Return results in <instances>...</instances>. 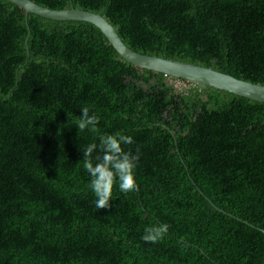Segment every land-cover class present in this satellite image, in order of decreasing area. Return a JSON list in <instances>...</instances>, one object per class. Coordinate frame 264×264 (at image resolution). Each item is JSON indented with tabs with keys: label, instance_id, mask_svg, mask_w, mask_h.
Listing matches in <instances>:
<instances>
[{
	"label": "trees",
	"instance_id": "16d2710c",
	"mask_svg": "<svg viewBox=\"0 0 264 264\" xmlns=\"http://www.w3.org/2000/svg\"><path fill=\"white\" fill-rule=\"evenodd\" d=\"M31 1L101 14L137 53L264 86V0ZM175 81L92 24L0 0V264H264V104ZM83 107L98 132L79 133ZM117 132L134 140L122 147L139 156V191L117 184L97 209L83 151ZM164 223L163 240H142Z\"/></svg>",
	"mask_w": 264,
	"mask_h": 264
},
{
	"label": "water",
	"instance_id": "95a60500",
	"mask_svg": "<svg viewBox=\"0 0 264 264\" xmlns=\"http://www.w3.org/2000/svg\"><path fill=\"white\" fill-rule=\"evenodd\" d=\"M5 1L23 9L26 16L28 14H35L49 20L85 22L92 24L106 37L109 44L121 59L138 69L152 71L154 73L162 74L165 77L186 81L195 86L213 88L218 91L231 93L235 96L264 104L263 85L239 80L231 75L218 72L211 68L162 57L143 55L133 51L123 42L115 28L101 14H95L93 12L75 8L67 10H51L42 7L31 0Z\"/></svg>",
	"mask_w": 264,
	"mask_h": 264
},
{
	"label": "clouds",
	"instance_id": "9594fccd",
	"mask_svg": "<svg viewBox=\"0 0 264 264\" xmlns=\"http://www.w3.org/2000/svg\"><path fill=\"white\" fill-rule=\"evenodd\" d=\"M190 85L192 84L190 83ZM80 111L82 115L76 117L75 121L79 133L86 129L93 133L98 132L99 117L96 114L90 115L88 107H83ZM98 139L99 145L95 142L90 143L83 151V168L91 177L89 188L96 197L95 207L97 209H108L115 185L118 184L119 190L124 193L139 191L134 176V169L139 156L133 155L131 151L126 152L122 147V145L134 143L131 136L117 132L115 134L100 135ZM97 151L99 154L93 156V153ZM138 151L139 149H137ZM169 227L167 223L148 226L144 229V235L141 238L145 242L157 243L164 239Z\"/></svg>",
	"mask_w": 264,
	"mask_h": 264
},
{
	"label": "rangeland",
	"instance_id": "374dc122",
	"mask_svg": "<svg viewBox=\"0 0 264 264\" xmlns=\"http://www.w3.org/2000/svg\"><path fill=\"white\" fill-rule=\"evenodd\" d=\"M172 83L174 84V86L176 87V89H178L180 91L187 90V88L191 87L190 84H186V83H184L182 81H175V82H172Z\"/></svg>",
	"mask_w": 264,
	"mask_h": 264
}]
</instances>
